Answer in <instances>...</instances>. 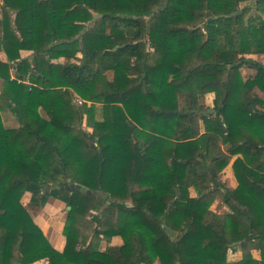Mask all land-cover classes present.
<instances>
[{
	"label": "trees",
	"instance_id": "16d2710c",
	"mask_svg": "<svg viewBox=\"0 0 264 264\" xmlns=\"http://www.w3.org/2000/svg\"><path fill=\"white\" fill-rule=\"evenodd\" d=\"M2 1L0 264H264V0ZM50 196L62 250L33 221Z\"/></svg>",
	"mask_w": 264,
	"mask_h": 264
},
{
	"label": "rangeland",
	"instance_id": "374dc122",
	"mask_svg": "<svg viewBox=\"0 0 264 264\" xmlns=\"http://www.w3.org/2000/svg\"><path fill=\"white\" fill-rule=\"evenodd\" d=\"M253 6H254L253 0H247V1H244L240 4V8H242V9L243 8H253ZM78 56L81 57V54H78ZM247 57H251V58L256 59L260 62H264V54H260V55L254 54V55H249ZM193 59L195 60L196 57L190 56L189 58H186L185 60L191 61ZM60 61H66V60L64 58H62V59H60ZM240 71H241V75L243 78H246L247 75L252 74L254 72L253 69H250L248 67H242ZM204 97H205L204 100H205L206 106H211V108H212L213 104H214L213 103V97H215L214 93L213 92L207 93ZM262 98L264 99V94H263ZM75 101L77 103H78V101H79V103L82 102L79 98H76ZM98 106H100V105H98ZM3 112H9V111H3ZM99 117H100V112L98 114V118ZM83 128L88 130L89 132L92 131V128L87 126V122H86L85 118L83 120ZM227 168L228 167H226L221 173L222 174V180L225 182L226 185L232 186V184L234 183V179L232 177L231 170H229ZM191 190H194V189H191ZM29 198H30V193L25 192L21 198L23 205L30 207L28 205ZM218 199H216V200H218ZM48 204H50V205H48ZM216 209L219 211L221 210L220 208H218V206ZM67 211H68L67 203L65 201H63L59 198L53 197V196H50L47 199V201L43 207H41L39 209H32L31 210V212L33 214V221H34V218L38 217V220H39L42 227L38 224L37 225L42 230L44 236L54 246L60 244V242L62 240H65V237L63 235V227L65 224ZM122 242L123 241H122L121 237H119V236L113 237L111 241H106L105 239H99V241H97V243H96V247L99 250L103 251L108 246H117V245L122 244ZM65 243H66V240H65ZM40 263H43V261H41Z\"/></svg>",
	"mask_w": 264,
	"mask_h": 264
},
{
	"label": "crops",
	"instance_id": "0c3cea01",
	"mask_svg": "<svg viewBox=\"0 0 264 264\" xmlns=\"http://www.w3.org/2000/svg\"><path fill=\"white\" fill-rule=\"evenodd\" d=\"M2 5H3V1L0 0V18H1V6ZM29 54H30V52H28V51H22V56H27ZM0 59L6 61V55L4 52H0ZM250 69H252V68H250ZM11 75L13 77V75H14L13 70H11ZM2 86H3V81L1 79L0 80V94H1ZM260 95H261V97L263 96L262 93H260ZM213 100H214V97H213ZM2 118H3V122H4L6 127H16L18 124L15 117L12 114H10L9 112L2 113ZM237 156L238 155L232 156L230 163L227 166L228 167L227 169L231 170V172H232L231 174H232V177L234 179V183L232 184V186H228V185L227 186L232 187V188H235L238 185V182L236 180V177H235L233 169H232V164H233L234 160L237 158ZM219 178L225 184V182L222 180V174L219 175ZM191 195L195 196L196 192L194 190H191ZM48 205H50V204H48ZM217 206H218V208L221 209L220 211L216 209ZM211 210L214 211L215 213H231L230 208L220 198L218 200L214 201V203L211 206ZM34 221L36 224L41 226V224L38 220V217L34 218ZM233 245H234V248L229 250L227 258H228V261H230V262H237V261L242 259L243 253H242L241 247L237 243H234ZM64 246H65V240H62L60 242V244L56 245L55 247L59 250H62L64 248ZM252 254H253L254 258L260 259L261 252L259 250H256V249L253 250ZM153 264H160V262H159V260H156Z\"/></svg>",
	"mask_w": 264,
	"mask_h": 264
},
{
	"label": "water",
	"instance_id": "95a60500",
	"mask_svg": "<svg viewBox=\"0 0 264 264\" xmlns=\"http://www.w3.org/2000/svg\"><path fill=\"white\" fill-rule=\"evenodd\" d=\"M213 111H214L213 108H210V109L207 110V111L192 110V112H194V113H201V114H203V115L211 114ZM74 188H80V189H82V190H86L87 192H90V190L86 189L84 186H81V185H79V184H75V183H71V184H69V185H67V186H65V187L56 186V185H52V186L47 185V186H45V189H46V190H49V189H52V190H56V189L72 190V189H74ZM70 209H71V206H68V210H70ZM21 242H22V240L19 241L17 247H19V246L21 245Z\"/></svg>",
	"mask_w": 264,
	"mask_h": 264
}]
</instances>
